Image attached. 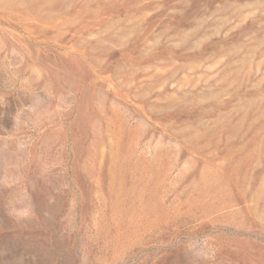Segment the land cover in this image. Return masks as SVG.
<instances>
[{
	"label": "rangeland",
	"instance_id": "obj_1",
	"mask_svg": "<svg viewBox=\"0 0 264 264\" xmlns=\"http://www.w3.org/2000/svg\"><path fill=\"white\" fill-rule=\"evenodd\" d=\"M0 264H264V0H0Z\"/></svg>",
	"mask_w": 264,
	"mask_h": 264
}]
</instances>
